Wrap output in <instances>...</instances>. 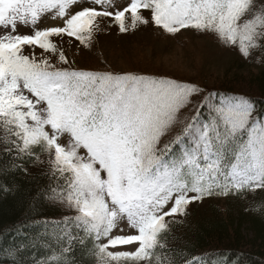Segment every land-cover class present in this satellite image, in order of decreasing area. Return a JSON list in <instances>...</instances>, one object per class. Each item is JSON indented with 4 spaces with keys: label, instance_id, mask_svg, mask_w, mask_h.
<instances>
[{
    "label": "snow or ice",
    "instance_id": "snow-or-ice-1",
    "mask_svg": "<svg viewBox=\"0 0 264 264\" xmlns=\"http://www.w3.org/2000/svg\"><path fill=\"white\" fill-rule=\"evenodd\" d=\"M109 9L112 0H0L3 142L15 159L43 164L36 150L46 154L56 181L49 198L77 213L42 222L61 234L54 237L59 251L38 264H60L74 242L88 240L98 264H161L157 250L168 251L161 237L189 205L264 189V109L251 98L208 93L183 133L161 148L203 89L164 77L57 67L69 61L54 42L72 38L89 47L101 20L120 33L152 23L170 35L213 33L248 58L264 47V0L259 8L256 0H128ZM45 19L58 23L37 27ZM24 227L15 233L27 239ZM125 246L134 251H113Z\"/></svg>",
    "mask_w": 264,
    "mask_h": 264
},
{
    "label": "trees",
    "instance_id": "trees-1",
    "mask_svg": "<svg viewBox=\"0 0 264 264\" xmlns=\"http://www.w3.org/2000/svg\"><path fill=\"white\" fill-rule=\"evenodd\" d=\"M262 66L257 72L234 74L232 81L220 85L214 92L241 94L247 89L257 109H264V47ZM239 83V84H236ZM229 89V90H228ZM177 149H174L176 151ZM36 150L37 155H41ZM17 153L0 139V264H38V261L58 252L54 237L60 235L57 225L43 221H62L64 209L50 199V189L56 186L50 165L34 159H15ZM264 189L246 191L241 195L213 196L206 202L192 203L184 216L174 219L170 230L161 237L168 251L157 250L161 264H264ZM24 239L15 228L24 226ZM62 227V226H60ZM75 234V232L73 233ZM83 234H81L82 236ZM52 246V250H48ZM66 246V241L59 247ZM69 256L60 264H97L96 252L90 240L83 245L76 241Z\"/></svg>",
    "mask_w": 264,
    "mask_h": 264
},
{
    "label": "rangeland",
    "instance_id": "rangeland-1",
    "mask_svg": "<svg viewBox=\"0 0 264 264\" xmlns=\"http://www.w3.org/2000/svg\"><path fill=\"white\" fill-rule=\"evenodd\" d=\"M127 2L128 0H112L114 9L109 10L125 7ZM259 7L260 0H256V8ZM143 15L148 17L149 13L145 11ZM55 23L58 22L45 19L37 27L53 26ZM128 23L131 24L130 19ZM109 24H111L110 20L100 21V28L94 34L89 47H84L72 38L55 39L54 42L69 61L67 65L57 64V67H67L77 71L164 77L203 89L199 96L192 98V103L181 110L177 123L162 137L161 148L183 133L192 118L196 116L200 101L208 93L220 89L221 84L230 87L226 82L232 81V75L255 73L262 66V48L253 49L251 55L245 58L237 47L225 46L213 33L185 29L176 35H170L152 23L137 25L135 30L130 28L126 33H120L118 27H109ZM19 30L31 34L23 27ZM36 55H47L54 64L57 63V57L44 54L40 49L36 50ZM234 91L248 94L247 89ZM6 135L0 126V139H4ZM40 154L43 164L49 165L47 155L42 152ZM210 198L200 202L204 203ZM60 204L64 209V217L77 214L65 204ZM113 251H134V247L125 246Z\"/></svg>",
    "mask_w": 264,
    "mask_h": 264
}]
</instances>
